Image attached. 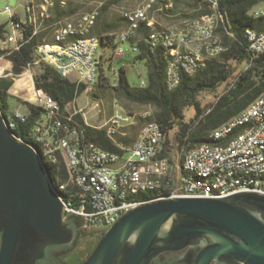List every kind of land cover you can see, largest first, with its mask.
Listing matches in <instances>:
<instances>
[{
	"label": "built area",
	"instance_id": "1",
	"mask_svg": "<svg viewBox=\"0 0 264 264\" xmlns=\"http://www.w3.org/2000/svg\"><path fill=\"white\" fill-rule=\"evenodd\" d=\"M31 16L26 19L14 20L12 17V33H5L0 43V50H4L5 58L13 50L18 49L24 40V24L32 27L34 35L39 34L47 27L52 16V10L57 2L67 4V0H43L37 4L35 0H25ZM110 0H97L90 11L82 13L77 18H65L57 23L53 32L52 42H42L37 46L39 58L28 64V68L21 75L29 72L39 61L54 67L63 78L70 79L74 73L78 78L73 79L77 84H86V91L98 80V52L100 39L93 35V28L101 13V8ZM145 8H126L136 16H145L148 19V6L153 2H160L161 14L165 15L166 7H174L172 0H142ZM210 11L195 18H180L190 21L189 29L179 28V20L165 25L149 20L150 51L156 52L159 47L163 55H169V84L167 89H176V79H182L184 74H196V65H201L211 59L212 51H227L228 47L222 42L215 28V20H222L218 0H207ZM10 13L9 6L5 9ZM169 16V15H167ZM255 17H264V9L254 12ZM141 26L128 23L125 30L115 36V50L113 60L126 56L125 44H131L134 55L140 54ZM248 51L251 56L246 62L245 69L255 63V58L264 53V26L251 27L246 30ZM9 75H14L9 73ZM118 80V72L116 73ZM71 80V79H70ZM143 79L140 86H146ZM33 95L28 101L43 109V114L36 119L28 130L27 136L31 140H43L49 147V152L56 159L67 160L66 148L68 144H75L74 161H68L67 179H77V189L67 199L69 211H64V217L77 215L82 220L84 229H108L121 214L130 209L132 191L147 193L157 185L158 164L171 167L174 182L177 180L176 196L213 197L201 184L182 182L179 167L175 172V165L171 151L166 144V134L161 126L148 128L146 133H139L140 124H148L149 117L154 113L141 112L132 115L124 111H116L100 126H92L85 119V124L104 131L105 138L121 152L105 149L87 135V129L78 121L77 116L84 110L77 107L76 99L72 107H62L43 89H37L35 81L27 85ZM12 129L19 123L28 121V114L20 110L11 111ZM129 130H135L136 136L129 145L123 144L120 137L127 136ZM213 134H221V141H213ZM210 142L194 146V153L190 156L192 165L198 168L217 169V177H213L218 184H229L233 187L264 188V93L252 101V109H244L234 117L233 124H223L213 129ZM226 142L229 151L224 154L207 150V143ZM239 152L249 153L248 161H238ZM179 174V177H177ZM60 176V174H59Z\"/></svg>",
	"mask_w": 264,
	"mask_h": 264
},
{
	"label": "water",
	"instance_id": "2",
	"mask_svg": "<svg viewBox=\"0 0 264 264\" xmlns=\"http://www.w3.org/2000/svg\"><path fill=\"white\" fill-rule=\"evenodd\" d=\"M74 236L39 154L12 134L0 109V264H38L48 247ZM180 251L181 264H264V194L139 204L101 234L80 264H151Z\"/></svg>",
	"mask_w": 264,
	"mask_h": 264
},
{
	"label": "trees",
	"instance_id": "3",
	"mask_svg": "<svg viewBox=\"0 0 264 264\" xmlns=\"http://www.w3.org/2000/svg\"><path fill=\"white\" fill-rule=\"evenodd\" d=\"M92 1L97 0H77V3ZM111 1L119 2L121 0ZM218 1L220 11L223 14V23L218 30V34L228 49L217 58L209 60L204 70L193 76L184 74L180 85L176 89H167L165 84L166 72L163 49L159 47L154 53L149 50L147 39L149 38L150 30L144 25L141 26L139 31L141 52L135 55L132 61L133 63L138 60L145 61L147 85H131L126 68L120 66L118 69V84L114 88L120 96L129 101L138 105L153 106L155 108L154 118L165 131L166 144L169 132L176 126L179 128L177 139L180 148L184 146L190 148L198 144L210 142L209 134L213 129L227 123L233 117L240 114L252 101L264 93V53L255 58L253 66L240 70V66H245L251 56L248 51L246 29L250 27L259 28L263 24V18L255 17L251 11L259 2L264 0ZM69 4L68 8L72 6L70 1ZM176 5L169 13L173 14V12H176V7H182V11L184 12L183 14H179V18H195L210 11L207 0H176ZM192 8H194V12L187 13ZM108 9L109 4L102 6L98 20L102 18ZM69 11L74 13L75 7L69 9ZM56 13V21L69 18L70 15L68 10L62 8L57 9ZM122 18L125 19L123 16ZM12 19L20 20L16 14ZM51 21H53L52 18L47 23L49 28L44 29L36 35L33 34L32 27L29 24H24V40L21 46L5 56L12 63V73L15 76L21 75L26 71L29 63L37 60L35 53L40 43L53 41V32L57 25L53 28V26H50ZM6 27V23L0 24L1 38L6 33ZM48 29L52 31V39L50 40L45 39ZM92 34L95 35L93 32ZM96 36L99 37L100 44L115 47L114 35L99 32ZM5 53L4 50H0V56L5 55ZM112 56L113 54L108 59L113 60ZM100 57V59H104L105 52ZM35 65H37V73L34 76L36 88L43 89L52 98L57 100L63 108L67 106L72 107L75 99L86 90V84L82 83L78 85L76 81L63 78L54 67L44 61H39ZM230 80H233L232 83H229ZM224 84L228 86L218 95L216 102L209 104L208 107L202 106L199 96L205 92L218 93ZM13 85L14 80L12 78L0 77V109L6 119H8V114L11 112L9 90ZM94 85L100 87L101 83L98 81ZM189 107L194 108L195 113L186 122L184 121V112ZM27 114L28 121L19 123L17 128L13 129V132L23 140L29 141L27 139L28 130L34 125L36 119L43 114V109L28 102ZM77 119L86 127L87 135L90 139L105 149L121 152L105 138L103 130L86 125L82 114H79ZM30 143L37 148L35 142L31 141ZM45 168L53 183L56 181L63 182L61 179H67L66 172L68 170L64 162L59 163L58 167L45 164ZM169 181L170 184L164 190V193L170 191L172 179ZM158 194L153 192L141 193L136 198L138 200H146ZM65 196L68 198L70 192L68 191Z\"/></svg>",
	"mask_w": 264,
	"mask_h": 264
},
{
	"label": "rangeland",
	"instance_id": "4",
	"mask_svg": "<svg viewBox=\"0 0 264 264\" xmlns=\"http://www.w3.org/2000/svg\"><path fill=\"white\" fill-rule=\"evenodd\" d=\"M25 0H0V23H6L7 28L11 25V17L12 14L19 13L22 16L24 15V7L23 4ZM142 0H121L119 2L108 1L106 4H109V9L105 12L102 18L99 20L100 25H102L105 29V33L109 35L116 36V32L124 29V25L119 24L122 28L118 30L114 29V22L116 20H121L123 16V10L126 8H134L137 7ZM73 7H75V12L70 13L69 16H73V18H77L82 13L90 11L95 7L96 1L85 2V3H77V0H70ZM9 6L11 12L8 13L5 11L6 7ZM259 9H264V1L259 2L251 11L253 14L255 11ZM127 11H125L126 13ZM156 12V13H155ZM155 13V14H153ZM149 19L154 22V18L160 23L168 24L176 22L180 20L178 17H170L167 14L162 15L161 12L156 11V8L152 6L148 12ZM170 15V14H169ZM126 20V18H125ZM113 25V27H112ZM112 27V28H110ZM49 28L48 25L45 30ZM3 37H0V43ZM46 40L52 39V31L51 29L47 30L45 35ZM126 52L129 53L131 48L128 46V43L125 44ZM115 50L114 46L103 45L102 43L99 45V55L105 52L104 59H100V63L98 65V80L101 83L100 87L93 85L90 91L82 92L76 99V105L79 108L84 110V119L91 124L92 126H100L105 120H107L113 113L116 111H124L126 113H140L143 110L149 109L152 113H154L155 108L153 106H145L138 105L128 99L120 96L114 86H117L118 80L116 77V73L122 63H125L128 79L131 85L139 86L142 79H146L147 69L145 65V61L138 60L133 63L131 57H127L126 60H110V56L113 54ZM129 50V51H128ZM131 53V52H130ZM222 54V51L221 53ZM36 58H39L38 52L35 53ZM219 56V55H218ZM217 56V57H218ZM215 57V58H217ZM101 58V57H100ZM245 66H240V70L244 69ZM12 73V64L8 62L7 58H0V77L12 78L14 80V86L12 89L13 95H10L11 102V110H21L24 113H28V99L33 95V91L27 86L32 80H34V76L37 73V65H34L32 69L26 74L15 76L9 75ZM102 75V77H100ZM78 78V74L74 73L70 76V79ZM233 80H230L229 83H232ZM227 84H224L218 91V93H202L199 96V100L202 103V106H209V104L216 102L217 97L220 93H222L225 88H227ZM250 105V104H249ZM248 105V106H249ZM247 106V107H248ZM195 113L194 108H187L184 112L185 118L184 121H189ZM152 119L156 120L154 116ZM234 120V117L225 124H229ZM179 128L176 126L169 132L167 147L168 150L171 151L173 162L175 165L176 172V164L179 165V150L180 146L177 139V133ZM135 130H129L127 132V136L118 137L117 139L123 141L124 144L129 145L132 139L136 136Z\"/></svg>",
	"mask_w": 264,
	"mask_h": 264
},
{
	"label": "bare ground",
	"instance_id": "5",
	"mask_svg": "<svg viewBox=\"0 0 264 264\" xmlns=\"http://www.w3.org/2000/svg\"><path fill=\"white\" fill-rule=\"evenodd\" d=\"M175 3V0H172V4ZM154 6L156 8V11L161 12V5L160 2H153L151 5L148 6V12L149 9ZM137 8H145V1H141V3L137 6ZM173 7H166L165 8V14L169 15V11ZM125 18L128 23H134V26H149V15L148 19H145V16H136L133 14V11H127L125 13ZM263 18V24L264 26V17ZM222 25V20H215V28H220ZM179 28L181 29H189L190 28V21L188 20H179ZM250 28H247L246 30H250ZM148 40L149 50H150V40ZM147 42V41H146ZM141 52V50H140ZM221 51H212L211 53V59H214L218 55H220ZM165 65H169V55H163ZM208 61H205L201 65H196V74L200 71L204 70L207 67ZM166 77H165V84H169V71L168 69H165ZM182 79H176V88L180 85ZM246 109H252V103L246 108ZM142 112H148L152 113L151 110L146 109ZM141 113V112H140ZM140 113H130L132 115H140ZM3 114V112H2ZM4 116V115H3ZM5 124L7 128L12 132V134L18 139L21 140L31 147H33L36 152L39 154L42 163L45 167V164L47 165H54L57 166L59 163L64 162L66 169L68 170V161H74V153H75V144H68V147L66 148V157L67 160H60L56 162V159L51 155V152H49V147L43 140H34L37 148H35L30 142L31 140L30 136H27V139L30 141L23 140L22 138L18 137L12 129V121L11 116L8 117V119L5 118ZM234 120L231 121L229 124H233ZM160 123L157 120L152 119V116L149 117L148 124H140L139 126V133H146L148 131V128H155L156 126H159ZM213 141H221V134H213ZM207 150H214V153L217 154H224L225 152L229 151V144H226V142H218L216 146H214V143H207ZM194 153V146L187 148L182 147L179 150V174L180 177H182V182H189L192 184H201L204 186V189H206L213 197H226L232 194L241 193L244 192V188L242 187H233V185L229 184H218L217 181L213 179V177H217V169L213 168H198L195 165H192L190 161L191 154ZM249 160V153L247 152H239L238 154V161H248ZM46 169V168H45ZM47 171V170H46ZM48 173V172H47ZM49 175V174H48ZM157 185L158 187H153L148 192L153 193H159L153 198L146 199V200H138L136 197L139 196L141 193L140 191H132L131 192V199L135 200L136 203H130V209L134 208L135 206L143 203H148L156 200H162L167 198H175L176 196V185L174 182V175H171V167H167L166 164H158L157 167ZM172 179V186L170 187V191L168 193H164L167 186L170 184L169 180ZM52 182V181H51ZM54 188L56 189L60 199H67L65 194L69 191L70 196L76 192L77 189V179H68L66 184H63V182H52ZM245 192H258L264 194V188H259V186H252L251 188H245ZM69 196V197H70ZM68 197V198H69ZM64 206V211H69V201H62Z\"/></svg>",
	"mask_w": 264,
	"mask_h": 264
},
{
	"label": "flooded vegetation",
	"instance_id": "6",
	"mask_svg": "<svg viewBox=\"0 0 264 264\" xmlns=\"http://www.w3.org/2000/svg\"><path fill=\"white\" fill-rule=\"evenodd\" d=\"M69 225L75 232L74 239L68 244L53 245L47 248L38 264H80L94 249L103 228L84 229L82 220L77 215L68 218ZM185 252H167L160 255L151 264H181ZM213 264H225L216 261Z\"/></svg>",
	"mask_w": 264,
	"mask_h": 264
},
{
	"label": "crops",
	"instance_id": "7",
	"mask_svg": "<svg viewBox=\"0 0 264 264\" xmlns=\"http://www.w3.org/2000/svg\"><path fill=\"white\" fill-rule=\"evenodd\" d=\"M36 1V3L39 5V4H41L42 2H43V0H35ZM69 1L70 0H67V4H65V5H62V4H60L59 2H57V4H56V7L52 10V16H51V18L53 19V21H51L50 22V26H53V28L57 25V23L59 22V21H61V20H59V21H56V19H57V13H56V10L57 9H60V8H62V9H66V10H68V13H72V12H70L69 11V9H72L73 8V6H70L69 8H68V6L70 5L69 4ZM24 3H26V1H24ZM85 3V2H84ZM175 5H176V0H175V3H174V7H175ZM177 6V5H176ZM23 7H24V15L22 16L21 14H19V13H15L20 19H26L28 16L30 17L31 16V12H30V10L28 9V7H27V5H25V4H23ZM174 7L171 9V10H173L174 9ZM180 10V12H178ZM183 9H182V7H180L179 8V6L178 7H176V12L174 13L173 12V14H170L169 16L170 17H178L179 16V14H183V12L184 11H182ZM192 12H194V8H192V9H189V11H187V13H192ZM156 13V12H155ZM155 13H153V14H155ZM74 14V13H73ZM69 18H73V16H69ZM153 18H154V22H158L156 19H155V17L153 16ZM115 24V26H114V29L115 28H117L118 30H120L121 28H122V26L120 27L119 26V24H122V25H124V29H122V30H120V31H118V32H116L117 34L118 33H120V32H122L123 30H125L126 29V27H127V22H126V20L125 19H121V20H116L115 22H114ZM0 24H2V23H0ZM161 25H165L164 23H160ZM112 27H113V25H112ZM112 27H110V28H112ZM105 30H107V29H105L102 25H100V23H99V20H98V22H96V25L94 26V28H93V33L95 34V35H97L99 32H105ZM6 33H12V25H10L9 26V28H7L6 27ZM128 46L131 48V44L130 43H128ZM129 51V50H128ZM131 52V53H130ZM129 53H127L126 54V56L125 57H123V58H120L119 60H125V61H127L126 60V58L127 57H131V59H133L134 57H135V55L132 53V51H130ZM8 62L10 63V64H12L11 63V61H9L8 60ZM120 66H124L125 68H126V65H125V63H122ZM145 79V78H144ZM71 80H73V79H71ZM143 80V79H142ZM141 80V81H142ZM140 84H141V82H140ZM14 86V85H13ZM12 89H13V87L9 90V94L10 95H13V92H12ZM17 110H19V109H17ZM12 111V110H11ZM21 111V110H20ZM122 143H123V141H122ZM124 144V143H123Z\"/></svg>",
	"mask_w": 264,
	"mask_h": 264
}]
</instances>
